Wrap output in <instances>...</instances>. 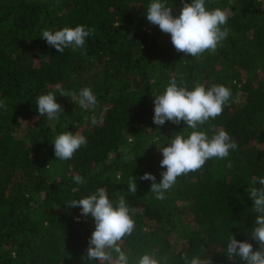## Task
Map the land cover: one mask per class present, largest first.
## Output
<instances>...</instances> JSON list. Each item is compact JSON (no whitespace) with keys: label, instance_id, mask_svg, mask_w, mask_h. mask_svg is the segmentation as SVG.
I'll return each instance as SVG.
<instances>
[{"label":"trees","instance_id":"obj_1","mask_svg":"<svg viewBox=\"0 0 264 264\" xmlns=\"http://www.w3.org/2000/svg\"><path fill=\"white\" fill-rule=\"evenodd\" d=\"M152 0H0V264H99L88 260L95 230L90 215L66 202L105 188L115 203L123 197L136 211L135 228L118 242L138 264L145 253L184 264L199 255L209 264H243L228 258V236L251 242L256 214L247 193L253 177H264V0H205L228 13L227 38L213 53L177 52L170 34L147 20ZM174 15L183 0H162ZM191 2V0H187ZM85 25L94 29L84 49L61 54L44 30ZM175 77L194 90L224 85L230 101L196 131L218 130L237 143L225 159L179 176L164 200L150 192L145 172L162 179L159 148L193 131L181 121L156 125L154 96ZM92 89L98 104L83 109L59 89ZM52 92L64 112L39 116L36 97ZM104 115L103 123L91 124ZM79 131L87 140L69 160L57 159L52 141ZM231 161L232 167H226ZM80 175L85 184H77ZM137 192H128L129 179ZM255 187H260L259 184ZM79 218V219H77ZM14 253V255H13Z\"/></svg>","mask_w":264,"mask_h":264},{"label":"clouds","instance_id":"obj_2","mask_svg":"<svg viewBox=\"0 0 264 264\" xmlns=\"http://www.w3.org/2000/svg\"><path fill=\"white\" fill-rule=\"evenodd\" d=\"M146 16L151 25H158L162 32L170 34L177 52L192 57H197L205 51L214 53L229 34V29L222 27L227 24L228 13L220 8L210 10L206 7L205 0H191L190 3L183 0L182 8L175 15L173 8L168 7L166 2L152 0ZM94 31L85 25H77L54 32L44 30L41 36L63 54L70 46L73 51L84 49L86 39ZM59 93L61 96H71L83 109H95L98 104L96 95L89 87L81 89L78 97L75 92L62 88ZM231 96V90L224 85H214L206 89L205 86L197 84L194 90H188L187 87L178 86L175 77L170 80L163 94L154 96L153 122L156 125H164L166 121L179 125L184 121L187 128L193 129L187 138L178 134L169 146L159 148L163 155L160 166L166 168V171L161 173L160 182L157 183L156 176L150 172H145L140 177L141 180L153 182L150 192L156 194V199L164 200L166 191L172 188L179 176L202 169L206 161L214 157L225 159L230 150L237 148V143L223 129L218 130L211 138L207 132L195 130L209 119L219 116ZM36 105L39 116L47 115L49 120L59 118L64 112L52 92L37 96ZM0 108L7 110V104L2 100ZM103 120L104 115L101 113L99 119L92 117L91 124L96 126L103 123ZM52 143L56 158L69 160L82 145L86 146L87 140L79 131L75 134L69 131L56 136ZM226 167H232L231 161ZM74 181L77 184L86 183L80 175H76ZM257 184L260 187H255ZM251 185L253 186L248 187L247 193L254 201L252 209L256 218L250 238L255 240L259 247L254 249L251 242L238 241L233 234L228 236L226 253L229 259L238 257L243 264H264V177H253ZM128 192H137V183L132 178L129 179ZM66 205L69 208L79 206L82 216L90 215L94 218L95 230L89 239L86 252L88 260L99 261V264H130V255L122 250L118 242L133 233L135 221L130 213L136 210L130 208L123 197L114 206L106 189L101 187L85 198L66 202ZM182 259L184 264H209L208 259H201L199 255L189 259L185 254ZM138 264H168V257L157 259L155 252L145 253L139 258Z\"/></svg>","mask_w":264,"mask_h":264}]
</instances>
